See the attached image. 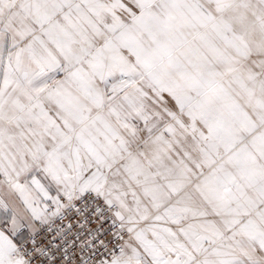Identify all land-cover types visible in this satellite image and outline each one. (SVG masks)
<instances>
[{
    "label": "snow or ice",
    "instance_id": "snow-or-ice-1",
    "mask_svg": "<svg viewBox=\"0 0 264 264\" xmlns=\"http://www.w3.org/2000/svg\"><path fill=\"white\" fill-rule=\"evenodd\" d=\"M0 264H264V0H0Z\"/></svg>",
    "mask_w": 264,
    "mask_h": 264
}]
</instances>
